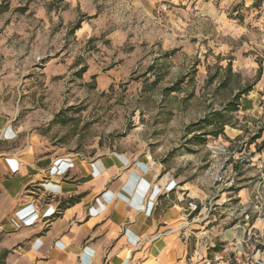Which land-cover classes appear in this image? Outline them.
I'll return each instance as SVG.
<instances>
[{
  "label": "rangeland",
  "instance_id": "374dc122",
  "mask_svg": "<svg viewBox=\"0 0 264 264\" xmlns=\"http://www.w3.org/2000/svg\"><path fill=\"white\" fill-rule=\"evenodd\" d=\"M73 1L9 0L0 13V120L19 129L16 146L85 160L149 150L177 185L201 191L186 200L192 228L216 240L211 228L245 223L256 233L250 251L264 247L251 227L264 224V2ZM248 86L234 114L239 136L196 140L188 127ZM4 236L0 264H11Z\"/></svg>",
  "mask_w": 264,
  "mask_h": 264
},
{
  "label": "crops",
  "instance_id": "0c3cea01",
  "mask_svg": "<svg viewBox=\"0 0 264 264\" xmlns=\"http://www.w3.org/2000/svg\"><path fill=\"white\" fill-rule=\"evenodd\" d=\"M19 133L0 120V230L11 264H237L252 245L245 223L211 228L216 240L192 228L186 200L201 191L177 185L149 150L114 149L85 160L42 153L30 142L16 146ZM247 195L238 189L240 202ZM251 227L264 237L263 223ZM253 247L264 258V247Z\"/></svg>",
  "mask_w": 264,
  "mask_h": 264
},
{
  "label": "trees",
  "instance_id": "16d2710c",
  "mask_svg": "<svg viewBox=\"0 0 264 264\" xmlns=\"http://www.w3.org/2000/svg\"><path fill=\"white\" fill-rule=\"evenodd\" d=\"M32 1V0H28ZM55 1L51 2L49 6H52ZM264 0H254L253 7L256 9H259L262 7ZM9 10V0H3L0 4V13H4ZM21 13H25L28 8H18L17 9ZM81 27L80 24L76 25L73 29L75 32ZM228 71L231 72L232 68L231 65H229ZM85 72V70H81V73ZM227 84V81H225ZM179 90L177 87H171L167 89V92H175ZM252 91V87L248 86L244 88L243 90L239 91L236 95L233 96L232 100L229 101L225 106L222 107L220 110H213L209 112L201 121L190 125L189 131L191 133L199 132L200 134L195 139L198 141L205 140L206 136H213V137H220L223 136L226 137L225 133V127L229 126L232 128H236L235 124L233 122L234 120V114L239 111L241 106V99L243 96H247ZM206 128H211L210 130H206ZM203 138V139H202ZM74 203V200L70 201L69 204ZM10 253L9 250L4 251V255L7 256Z\"/></svg>",
  "mask_w": 264,
  "mask_h": 264
},
{
  "label": "built area",
  "instance_id": "2783aa9c",
  "mask_svg": "<svg viewBox=\"0 0 264 264\" xmlns=\"http://www.w3.org/2000/svg\"><path fill=\"white\" fill-rule=\"evenodd\" d=\"M248 234L249 240L251 236H256V234L252 233L251 231ZM258 253L259 250L256 247H253L251 251L250 248L241 249L236 258V262L237 264H264V258L258 257Z\"/></svg>",
  "mask_w": 264,
  "mask_h": 264
}]
</instances>
